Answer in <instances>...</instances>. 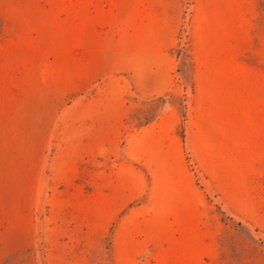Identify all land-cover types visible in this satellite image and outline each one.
Instances as JSON below:
<instances>
[{"label": "rangeland", "instance_id": "374dc122", "mask_svg": "<svg viewBox=\"0 0 264 264\" xmlns=\"http://www.w3.org/2000/svg\"><path fill=\"white\" fill-rule=\"evenodd\" d=\"M0 264H264V0H0Z\"/></svg>", "mask_w": 264, "mask_h": 264}]
</instances>
